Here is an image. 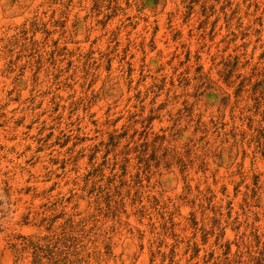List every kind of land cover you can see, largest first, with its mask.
Returning <instances> with one entry per match:
<instances>
[{
  "label": "rangeland",
  "instance_id": "374dc122",
  "mask_svg": "<svg viewBox=\"0 0 264 264\" xmlns=\"http://www.w3.org/2000/svg\"><path fill=\"white\" fill-rule=\"evenodd\" d=\"M0 264H264V0H0Z\"/></svg>",
  "mask_w": 264,
  "mask_h": 264
}]
</instances>
